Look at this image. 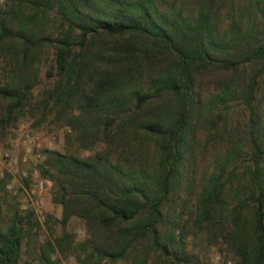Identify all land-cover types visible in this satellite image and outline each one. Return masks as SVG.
<instances>
[{
	"label": "trees",
	"instance_id": "trees-1",
	"mask_svg": "<svg viewBox=\"0 0 264 264\" xmlns=\"http://www.w3.org/2000/svg\"><path fill=\"white\" fill-rule=\"evenodd\" d=\"M0 57V131L68 128L35 163L59 231L0 205V264H264V0H8Z\"/></svg>",
	"mask_w": 264,
	"mask_h": 264
},
{
	"label": "rangeland",
	"instance_id": "rangeland-1",
	"mask_svg": "<svg viewBox=\"0 0 264 264\" xmlns=\"http://www.w3.org/2000/svg\"><path fill=\"white\" fill-rule=\"evenodd\" d=\"M6 5V4H5ZM4 8V7H3ZM52 54L50 52H44L41 57V63L39 64V76L40 82L33 87L32 97L38 98L43 88L48 84L50 79L46 78V59H50ZM4 61L0 57V84L4 83L7 75V68L4 66ZM37 65V64H36ZM28 108V107H27ZM25 108V109H27ZM35 116H31L29 112H23L18 115L17 119L13 120L8 126L0 131V150L9 149L12 156H14V165L10 168L2 166L0 169V179L8 174L9 177L5 183L4 188L0 189V205L2 214L5 220H10L15 214L24 218L22 225L26 228L29 224H35L34 236L36 242L43 243L46 240L53 241L56 237L60 224L58 219L60 218L61 209L59 205L52 202V188L49 183H45V188L42 194H40V210L43 219H40L29 205L27 199V193L34 189L33 181L31 178V168L35 165L37 159L34 157L35 147L31 144L23 145L21 143V133L19 130L22 129L31 133V135H38L42 133H53L56 135V140L53 147L60 148L64 141L65 131L68 129L64 128L60 122L54 123L52 117H49L42 124L35 125ZM22 157H26L27 161L22 162ZM29 221V223H28ZM78 233L81 234L79 228ZM27 238L25 237L24 241ZM53 258L60 259L62 264H75L73 257L68 256L63 258L60 252L55 248L52 253ZM31 258L25 252L22 251V263L28 262L32 264ZM201 264H222L216 255V252L210 250L207 256L201 260Z\"/></svg>",
	"mask_w": 264,
	"mask_h": 264
},
{
	"label": "built area",
	"instance_id": "built-area-1",
	"mask_svg": "<svg viewBox=\"0 0 264 264\" xmlns=\"http://www.w3.org/2000/svg\"><path fill=\"white\" fill-rule=\"evenodd\" d=\"M8 0H0V12L2 8L5 6ZM68 129V128H66ZM19 133H21V143L23 145L31 144L35 147V153H33L34 157L38 160L41 158L43 150L52 148L53 144L56 140V135L53 133H42L38 135H31V133L24 131L22 129L19 130ZM14 156H12L9 149H2L0 150V169L2 166H5L7 168H10L14 165L15 162ZM22 162H26L27 158L22 157ZM31 178L33 181L34 189L31 190V192L27 193V199L29 202V205L32 207V209L35 211V213L40 219H43L44 216L42 215V212L40 210V194L44 191L45 188V181L40 176L38 167L32 166L31 168Z\"/></svg>",
	"mask_w": 264,
	"mask_h": 264
}]
</instances>
